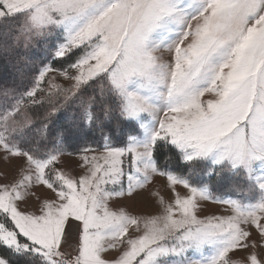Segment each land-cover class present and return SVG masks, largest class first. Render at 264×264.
<instances>
[{
  "label": "snow or ice",
  "instance_id": "6c2138e0",
  "mask_svg": "<svg viewBox=\"0 0 264 264\" xmlns=\"http://www.w3.org/2000/svg\"><path fill=\"white\" fill-rule=\"evenodd\" d=\"M0 29V56L14 57L8 63L17 78L34 41L56 35L52 47L61 59L80 52L61 70L74 83L34 119L21 112L22 101L35 105L40 82L54 69L44 64L34 86L20 92L0 59V96L16 101L0 110L2 159L22 156L32 168L0 184V247L17 264H237L233 253L256 247L247 241L253 231L264 237V172L253 171L264 163V0H0ZM85 85L94 94L77 98ZM98 131L102 150L82 156L81 175L56 167L65 145ZM28 132L35 139L25 147ZM164 146L189 166L210 161L245 172L249 191L258 188L261 198L245 205L217 197L230 214L201 218L197 198L213 199L211 187L162 166ZM157 175L174 196L171 203L151 193L160 214L141 219L110 206ZM40 185L54 198H44L38 212L21 210ZM177 185L190 195H180ZM69 217L79 225L74 259L62 251ZM110 251L116 255L107 257ZM246 260L264 264L255 252ZM0 264L13 261L0 255Z\"/></svg>",
  "mask_w": 264,
  "mask_h": 264
},
{
  "label": "trees",
  "instance_id": "16d2710c",
  "mask_svg": "<svg viewBox=\"0 0 264 264\" xmlns=\"http://www.w3.org/2000/svg\"><path fill=\"white\" fill-rule=\"evenodd\" d=\"M19 19L20 17H17V20ZM0 31H2V29H0ZM53 44H56V40L52 37L48 39L47 43L43 41H36V43H34L26 53V55L29 57V60L28 63L23 66V75L18 78L16 77L15 69H13L11 67V64L8 63V61L13 60L14 57L0 56V59H2L5 64H7V71L5 72V75L8 78V82L11 83L12 80L15 78L18 90L20 92H24L26 90H30L34 86L33 80L38 75V71L42 69L44 64H49L52 66V68L61 71L62 69L67 68L68 65L75 61V54L63 59L53 56ZM91 94H94L93 86L85 85L80 90L77 98H79V96L87 97ZM61 98L62 97H56L53 101H56L57 99ZM15 103L16 101L13 100L11 97L5 99L4 97L0 96V110H3L8 105H14ZM23 105H28L29 107L25 109ZM48 110H50L49 101H47L45 98L37 100V103L35 105H32L26 97L22 101L21 112H26V114L29 117H32L33 119L39 115H42ZM9 111H11V109H9ZM25 127H27V125H25ZM36 127L38 128L39 125L37 124ZM99 135L100 132L98 131L95 137H87L84 139L69 142V144L64 146V154H81L85 152L84 149L86 148L101 150V139ZM21 138L25 143L23 145L25 147L30 146L32 141L35 139L32 132L24 134ZM116 146H124V144H121L119 141H116ZM161 151L164 153V156L161 158L160 161L162 166H167L170 170L178 174L184 175L187 179H189L190 183L195 186L199 187L209 185L211 187L212 197H221L222 195L226 196L228 194L233 195V191H235L234 187L231 188V186L227 185L226 181H224L227 176L232 177L229 173H225L224 171H222L219 175L216 174V172L208 173L210 165L206 161H199L194 165L189 166L182 162L181 158L178 156L177 153L170 151L166 146L162 147ZM222 177L223 180L221 181L223 182L217 181L219 179H222ZM0 255H3L12 260L13 264H17L16 258L13 257L7 249L0 247ZM35 264H39V261L37 260Z\"/></svg>",
  "mask_w": 264,
  "mask_h": 264
},
{
  "label": "rangeland",
  "instance_id": "374dc122",
  "mask_svg": "<svg viewBox=\"0 0 264 264\" xmlns=\"http://www.w3.org/2000/svg\"><path fill=\"white\" fill-rule=\"evenodd\" d=\"M52 38L56 40V44L60 42L57 39L56 35H53ZM34 43H36V41H34L33 44ZM54 51H55V48L52 50L53 56H55ZM74 54L76 55V58H77L80 55V52H76ZM158 55H161L164 60L170 59V54L167 52L166 49H161ZM72 71H73V74H75V70H72ZM72 83L74 82L68 80L65 76H63L60 70L54 69L53 71L46 74L44 81L40 82L39 88L42 89V91L41 90L37 91L35 99L37 101V100L45 98L47 101H50V100L53 101L54 98L56 97H63L64 92L62 90L67 89ZM210 98L212 97L208 94H205V96L203 97V99L205 100L210 99ZM17 119H20V117H17ZM84 154L91 156L93 154H97V152L89 151L87 153L84 152V153L77 154V155H71V154L65 153L60 157V163L57 164L56 167L58 169H61L62 167V170H66L69 167L71 162L73 163L78 162V164L80 165L81 158L82 156H84ZM3 155H4L3 151L0 150V184H5V185L13 184L19 179L21 175V170H23L24 172L32 171L31 166L27 164V162L24 160L22 156H11L10 155L8 157V160L4 161L2 159ZM206 162L210 165V169H208V173L216 172V174L219 175L221 174L222 171H224L225 173H229L232 176V177L227 176L224 179V181H226V184L230 185L231 188L234 187L235 191H233L234 192L233 195L228 194L226 196L222 195L221 197H224L225 199L228 197H231L232 199H238V200H241L245 205L255 204L259 201V199L262 196V192L256 187H252V190L249 191L251 182H249V180L247 179L245 172L233 170L227 167L219 168L218 166L212 165L210 161H206ZM79 165H77V167L72 165L73 167H76L72 171L73 176H77L76 170L82 172V168L79 167ZM124 166L129 167V157L127 154H125V157H124ZM213 169H216V170H213ZM253 171L255 173V176H259L262 172H264V163H260V162L255 163ZM221 180H223V177L222 179H219L217 181L223 182ZM176 190L182 196L190 195V190L184 188L182 185H177ZM215 198L217 197H213V199L203 200L198 197L197 198V205H198L197 215L203 218L205 216H225V215L230 214L231 206L218 202V200ZM41 202L38 203V201H36V203L33 206H30L29 208H27L26 211L38 212L41 206ZM169 202L171 201L169 200ZM173 203H174V199H173ZM21 205L22 203H20L19 205L20 209L22 210ZM261 223H264V221H261ZM262 239H264V237H261L257 232L253 231L252 236L248 238L247 242H250L251 240H255L256 247L252 248L251 246H249L244 251L233 253L232 254L233 259L237 261V264H247L246 257L249 253H252V252L257 253L259 257L264 258V247H260V243ZM205 254H207V252Z\"/></svg>",
  "mask_w": 264,
  "mask_h": 264
},
{
  "label": "crops",
  "instance_id": "0c3cea01",
  "mask_svg": "<svg viewBox=\"0 0 264 264\" xmlns=\"http://www.w3.org/2000/svg\"><path fill=\"white\" fill-rule=\"evenodd\" d=\"M102 150V149H101ZM97 150V154L99 151ZM87 155V154H84ZM80 156V155H79ZM79 165L78 162H71L69 167L64 170L68 171V174L72 175L73 167ZM63 166V165H62ZM125 167V166H124ZM129 167H125V171L127 172ZM62 170V167H61ZM77 177L82 174V172L76 170ZM109 187H111L109 185ZM172 186L168 184L165 177L157 175L153 181L148 184L144 190L133 197H125V198H113L110 201V206L115 210L116 208H123L129 214L140 217L143 219L144 217H150L155 214H160L162 212V206L158 203L157 197L151 195L154 190H157L166 200V202L171 201L173 203V193L170 191ZM34 195H28L26 200L22 202V210L26 211L27 208L33 206L36 201L40 203L44 198H54L53 193L48 190L45 186L40 185L33 187L30 189ZM36 197H39L37 199ZM78 222L74 220V218L69 217V219L65 223V235L67 239V243L63 244L62 251L65 252V259H74L77 254V246H78ZM131 235H138L137 232L130 229ZM107 257H112L116 255L115 251H110L107 254Z\"/></svg>",
  "mask_w": 264,
  "mask_h": 264
}]
</instances>
